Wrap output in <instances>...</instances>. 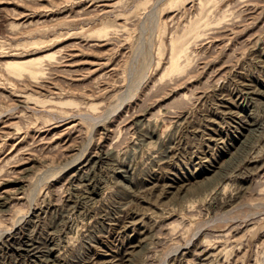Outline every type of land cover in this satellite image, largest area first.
Instances as JSON below:
<instances>
[{"label": "rangeland", "instance_id": "obj_1", "mask_svg": "<svg viewBox=\"0 0 264 264\" xmlns=\"http://www.w3.org/2000/svg\"><path fill=\"white\" fill-rule=\"evenodd\" d=\"M0 264H264V0H0Z\"/></svg>", "mask_w": 264, "mask_h": 264}, {"label": "bare ground", "instance_id": "obj_2", "mask_svg": "<svg viewBox=\"0 0 264 264\" xmlns=\"http://www.w3.org/2000/svg\"><path fill=\"white\" fill-rule=\"evenodd\" d=\"M177 62V58H174L173 60H171L170 62V70L173 69V70H177L179 68V65L176 64ZM12 67V64L10 65Z\"/></svg>", "mask_w": 264, "mask_h": 264}]
</instances>
